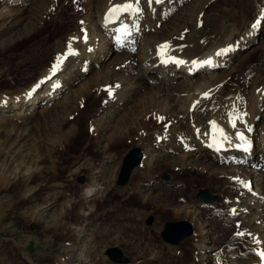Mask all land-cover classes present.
Wrapping results in <instances>:
<instances>
[{"label": "rangeland", "instance_id": "374dc122", "mask_svg": "<svg viewBox=\"0 0 264 264\" xmlns=\"http://www.w3.org/2000/svg\"><path fill=\"white\" fill-rule=\"evenodd\" d=\"M5 1L0 0V16L3 17L0 18V99L6 96L18 102L24 97V92L26 95L31 89L30 86L44 73L47 76L53 66H58L60 60L57 57L59 52L60 57L63 55V44L69 46L66 51L72 56L67 57L62 73L75 69L80 57L73 53V42L66 41L70 34L80 33L83 29L86 0H20L18 3L16 0H7L6 3ZM140 1L143 3L142 11L149 10L146 1ZM161 1L162 5H165L161 12V17L164 15V18L157 21L155 31H148V34L153 33V36H156V41L194 38L197 31L202 29H196L202 26L198 18L202 11V20H208V27L212 21L220 20L221 25L225 23L221 30L224 25L230 27L231 31L235 32L237 44L241 43L236 47L238 50L234 62L226 66L219 64L216 69L206 70L215 71L222 77L231 73L225 80L229 85H225L233 86V90H236L238 85L245 88L247 98L253 92L257 81H261L260 84L257 83L259 85L264 84V12H261L264 10V0ZM259 2L261 5H258ZM5 5L10 6L5 9ZM262 13L261 23L252 28L250 22L258 20L256 18H260ZM10 15L18 16L15 17L17 21H14V28L8 27ZM251 29L257 30L253 36L256 41L249 43L248 34L252 32ZM18 31L21 32L17 33ZM154 42V39L150 42L153 50L156 45ZM76 48L81 50L82 47L78 43ZM133 55L130 59L131 57L125 58L118 52L109 54L101 66V74L104 75L103 72L109 71L110 68L115 69L116 77L124 75L126 70L134 73L133 68L142 53L136 51ZM128 59L131 64L134 63L132 68L129 62H125ZM82 65L80 64V67ZM84 68L86 69L87 65L82 69ZM96 70L86 69L85 75L75 86L88 82ZM203 71L193 76L199 79L203 76ZM184 74L176 76L174 83H158L152 81V78H146L148 88L125 92L126 99L122 100L117 108L108 106L109 102H105L103 95L95 92L96 95L93 94L86 100L85 97L79 98L78 104L70 102L71 106L75 104V108L68 112L64 111V106L60 103L62 94L57 100L54 98L50 102H46L43 96L39 97L31 112L23 117L11 111H0V264H179L178 261H181V264H191L194 261L192 238L196 235L195 225L198 221L193 220L190 215L175 211L178 206L186 205L188 199L181 200L176 197L170 200L173 203H168L167 208L157 205L158 201H144L131 184L141 166L133 169L127 183H117L124 156L131 148H141V143L150 142H147V136L156 129L155 120H166L161 123L166 130L169 126L166 123L176 121L168 120L158 113V118L150 116L147 133L140 135L136 126L135 130L133 126H128L132 129L128 132L129 136L121 137L124 123L129 121L127 124L132 125L134 112L137 113L136 105L145 92L155 91L162 84L159 89H171L173 93H179L171 84L177 85L181 81L179 78ZM45 85L46 82H40L37 94L42 93ZM104 89L105 93L109 90L108 87ZM110 94L112 95L111 92ZM22 102H19L20 106L11 108L15 110L26 105ZM8 103L11 106L12 102ZM263 104L264 99L258 116L264 114ZM111 111L113 116L109 119ZM97 118L101 119L102 128L105 123L110 126L103 134L101 131V135L93 137L94 129L91 126ZM189 119V116H184L180 124L190 128ZM115 134L116 136H113ZM184 150H181V153H184ZM164 168L159 167L151 175L143 174L144 179L151 180V177H155L165 190H169L168 182L183 175H173L175 171L171 166ZM188 174L191 179H196L195 186L191 188L195 196L193 202L202 204L198 215L200 223L204 222L209 229V239L215 247L214 260L210 264H220L219 255L229 241V235L246 237L242 231L235 233L239 229L237 225L240 223V216L230 218V212L225 205L228 197L221 198L209 187L207 182L214 176L206 173L198 178L188 171L184 173V177ZM93 176L98 177L97 181H91ZM82 177L84 181H81ZM259 178L260 176L252 177V189L256 188L255 179ZM92 183L99 184L101 189L97 194L87 196L86 189L92 186ZM202 189H208L216 199L200 200L198 193ZM161 191L164 192L163 188L156 189L155 195H159ZM162 197L165 198L166 195L163 194ZM238 199L235 198L236 201ZM245 199H250L249 195L245 196ZM219 201L222 204H218ZM151 217L153 219L149 223ZM177 220H188L194 231L179 244H173L163 239L162 232L166 222ZM186 243H192V247L186 248ZM114 246L121 251L122 258L119 261L113 260L108 254V249ZM181 248L184 254L180 258ZM195 260L199 261L197 257Z\"/></svg>", "mask_w": 264, "mask_h": 264}, {"label": "bare ground", "instance_id": "6f19581e", "mask_svg": "<svg viewBox=\"0 0 264 264\" xmlns=\"http://www.w3.org/2000/svg\"><path fill=\"white\" fill-rule=\"evenodd\" d=\"M16 1V3L20 2V0ZM145 1L149 7V10L146 11H142L143 3L140 0H86L83 29L80 33L70 34L66 41V43L73 42L71 45L73 53L80 57L76 62L75 69L62 73V69L67 63V57L72 56L66 51L69 46L63 44V55L60 57L61 53L59 52L57 57L60 60L58 66H53L47 76L44 73L42 78L40 77L30 86L31 89L26 95L24 92L22 95L24 97H21L18 102L6 96L1 98L0 111H11L13 114L23 117L31 112L39 97L43 96L44 99L46 98V102H50L54 98L57 100V97L62 94L60 103L64 106V111L68 112L75 108V104L71 106L70 102L78 104L79 98L85 97L84 100H86L88 97L91 98L95 92L96 94L100 92L105 102H109L108 106L115 108L119 107L120 102L126 99L125 92L148 88L146 78H152L154 79L152 81L158 83L160 81L174 83L177 79L176 76L187 72L179 78L181 81L176 83L177 85L171 84L172 88L178 89L179 93L177 94L173 93V90L170 91L171 89H159L162 84L155 91L145 92L136 105L137 113L134 112L135 116H131L132 125L127 124L128 121L124 123V129L121 128V137L129 136L128 132L132 131L131 128L129 129L130 126H133L134 130L136 126L140 135L147 133L150 116L156 117L158 113L168 120L176 121L166 123V125L169 124L168 128L166 126V130L165 126L163 128V124H161L166 120H162V122H159V119L155 120L154 123L157 126H153L156 129L150 136H147V142H150L141 143V155L144 161L142 160L138 165L141 167L131 182L133 190L138 192L144 201H158L157 205L166 208L168 203L169 205L173 203L170 200L176 197L181 200L188 199L186 205L178 206L175 211L190 215L193 220L198 221L195 225L196 235L192 238L194 247L191 246L192 243H186V248L192 247V255H194V261L191 264H210L214 260L215 251L213 253V249L215 247L211 244L209 229L206 228L204 222L200 223L201 219L198 215H200L199 208L202 207V204L197 201L193 202L195 196L192 194L191 188L195 186L196 179H191L189 174L184 177V173L191 171L198 178L206 173L209 176H214L207 182L209 187L221 198L228 197L225 205L230 212H227L230 218L240 216V223L237 225L239 229L235 233L242 231L243 236H246L241 238L237 234H230L229 241L223 248L221 247L222 251L218 262L220 264H264V217H262L264 214V114L258 116L264 99V84L259 85L261 81H257L253 92L247 98L245 88L238 85L237 88L234 87L236 90H233V86H228L229 84L225 80L231 73L222 77L215 71L206 70L216 69L220 65L226 66L235 60L237 48L241 43L237 44L235 32L231 31L230 27L224 25L221 30L225 23L221 25L220 20L216 19L208 27V20H202L201 11L198 18L203 22V27H196V29H202L197 31L194 38L189 37L185 40L168 38L156 41V36H153V33L148 34V31H155L158 25L157 21L164 18V15L161 17V12L165 5H162L161 0ZM10 2L12 1L10 0ZM258 5L261 3L259 2ZM9 6L5 5V9ZM262 11L264 12V10ZM15 17L18 18L16 15L9 16L8 27H15L17 21H15ZM259 17L256 18L258 20L254 19L252 23L250 22L252 28L261 23L263 13ZM0 18L3 17L0 16ZM84 29L88 30L84 31ZM14 31L16 32V30ZM255 31L257 30H252V32ZM252 32L248 34L250 36L249 43L256 41L253 38L256 32ZM153 39L156 43L154 50L150 43ZM78 43L82 47L81 50L76 48ZM135 50L141 52L142 55L139 56L135 66L132 63L134 73L126 70L124 75L116 77L115 69L110 68L109 71L103 72L104 75L101 74V66L109 54L118 52L121 56L130 58L136 52ZM130 59L125 62H129ZM80 64H83L82 67ZM132 64L130 63V67ZM85 65L89 71L97 69L96 73L90 76L88 82L75 86L85 75L86 69H82ZM200 71H203V76L199 79L195 78L193 75ZM110 78L112 79L108 81ZM103 80L104 82H102ZM152 81H150V86ZM40 82H46V85L39 95L37 91ZM222 82L224 84L221 85ZM258 82L259 84H257ZM226 83L228 85H225ZM117 84H119L118 87ZM105 86L109 88L107 93L104 91ZM110 91H113L112 95ZM160 93L163 95L161 94V96ZM8 101L12 102L11 106ZM19 102L22 104L25 102L26 105L15 110L11 108L15 105L20 106ZM78 110L80 109L78 108ZM186 115L190 118V128L180 124L181 119ZM111 116H113V112L109 114V119ZM105 126L102 128L101 119L97 118L91 126L94 129L95 136L93 137L101 135V131L103 134V131L110 125L105 123ZM115 128L118 130L117 127ZM111 138L113 137L111 136ZM183 149L185 152L181 153ZM170 166L174 168L173 175L182 173L183 176L170 180L167 185L169 190H165L162 183L155 177H151V180L144 179L143 174L151 175L159 167ZM253 176H260V178L255 179L256 188L252 189L250 182ZM92 178L91 181L95 182L98 177L93 176ZM93 184L86 189L87 196L97 194L101 189L99 184ZM162 188L164 192L161 191L159 195H155V190H162ZM163 194L166 195L165 198L162 197ZM247 195L250 199H245ZM235 198H239L238 201ZM218 204H222L221 201ZM231 232L229 231V233ZM182 250L181 248L180 258L184 254ZM231 253L234 254L231 255ZM195 257L199 259L198 262ZM178 262L181 264V261Z\"/></svg>", "mask_w": 264, "mask_h": 264}, {"label": "water", "instance_id": "95a60500", "mask_svg": "<svg viewBox=\"0 0 264 264\" xmlns=\"http://www.w3.org/2000/svg\"><path fill=\"white\" fill-rule=\"evenodd\" d=\"M142 161L141 148L135 146L131 148L123 159L122 167L118 176L117 183L123 185L128 182L132 170ZM84 181V177L81 178ZM199 198L201 200L210 201L215 198V195L211 194L207 189H203L199 193ZM152 217L148 220L149 223L152 221ZM193 233V226L187 220L178 221H168L165 224V229L162 233L164 240L172 242L174 244H179L184 238ZM109 256L115 260L119 261L122 258L121 251L118 247H112L108 249ZM127 261V259H126Z\"/></svg>", "mask_w": 264, "mask_h": 264}]
</instances>
